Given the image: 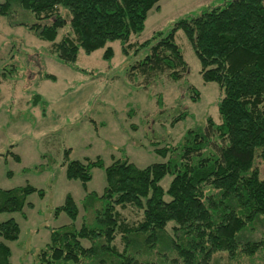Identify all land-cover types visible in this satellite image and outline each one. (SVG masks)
<instances>
[{"label": "trees", "instance_id": "16d2710c", "mask_svg": "<svg viewBox=\"0 0 264 264\" xmlns=\"http://www.w3.org/2000/svg\"><path fill=\"white\" fill-rule=\"evenodd\" d=\"M160 1H0V15L50 42V52L64 63H74L80 50L91 54L100 48L110 60L114 50L108 44L116 40L124 54L147 48L130 66V77L141 76L145 88L160 75L179 81L188 73L175 39L182 29L200 60L204 81L218 83L223 93L219 123L209 117L203 128L188 129L175 145L153 143L165 161L140 168L123 158L107 166L106 186L102 193L85 195L78 226L80 209L68 195L56 212H66L71 222L51 231L37 264H224L226 257L237 261L258 255L264 261V238H253L264 221L259 168L264 162V0H230L180 19L167 33L157 31L138 45L131 42ZM26 13L35 21L13 22ZM66 25L69 31L56 41ZM45 77L56 80L51 74ZM40 98L35 95L34 102ZM187 116V111L177 113L171 125ZM95 167H104L100 157L73 160L66 175L86 185ZM168 174L172 179L165 189L161 181ZM34 191L30 185L0 188V214L22 211ZM128 209L140 211L141 217L130 221L123 213ZM19 234L14 218L0 222V264H11L6 241Z\"/></svg>", "mask_w": 264, "mask_h": 264}, {"label": "rangeland", "instance_id": "374dc122", "mask_svg": "<svg viewBox=\"0 0 264 264\" xmlns=\"http://www.w3.org/2000/svg\"><path fill=\"white\" fill-rule=\"evenodd\" d=\"M227 1L161 0L160 8L150 10L144 30L132 35L131 42L138 45L157 31L167 33L180 19L198 16ZM26 14L14 17L13 22L35 21L32 14ZM11 21L0 15V188L30 185L37 191L28 195L22 211L1 213L0 222L14 218L20 227L19 238L6 241L11 264H37V254L50 242L51 231L71 222L66 212H56L68 195L80 209L78 226L85 195L102 193L106 186L107 166L123 158L140 168L165 161L153 143L175 145L188 129L203 128L209 117L219 123L223 93L218 83L204 81L200 60L182 29L176 31L175 39L188 73L179 81L160 75L145 88L141 76L130 77V66L144 57L147 48L138 46L140 50L132 48L124 54L116 40L108 44L114 50L112 59L103 58L105 48L91 54L80 50L77 60L68 64L50 52V42ZM69 29V25L60 29L56 41ZM37 94L41 97L38 103L34 102ZM182 111L188 116L171 125ZM97 157L104 167H95L86 185L67 177L68 162ZM259 168L264 176V162H259ZM171 179L168 174L161 181L165 189ZM123 213L130 221L141 217L135 209ZM253 238H264V221L256 226ZM223 262L264 261L258 255L237 261L226 257Z\"/></svg>", "mask_w": 264, "mask_h": 264}]
</instances>
